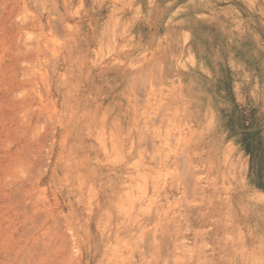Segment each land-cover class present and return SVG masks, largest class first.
<instances>
[{
  "label": "rangeland",
  "instance_id": "1",
  "mask_svg": "<svg viewBox=\"0 0 264 264\" xmlns=\"http://www.w3.org/2000/svg\"><path fill=\"white\" fill-rule=\"evenodd\" d=\"M0 264H264V0H0Z\"/></svg>",
  "mask_w": 264,
  "mask_h": 264
},
{
  "label": "trees",
  "instance_id": "2",
  "mask_svg": "<svg viewBox=\"0 0 264 264\" xmlns=\"http://www.w3.org/2000/svg\"><path fill=\"white\" fill-rule=\"evenodd\" d=\"M246 153H247V154H250V150H249V149H246Z\"/></svg>",
  "mask_w": 264,
  "mask_h": 264
}]
</instances>
